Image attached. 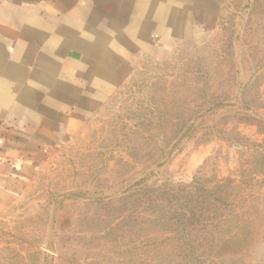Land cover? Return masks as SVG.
Listing matches in <instances>:
<instances>
[{"label": "rangeland", "instance_id": "obj_1", "mask_svg": "<svg viewBox=\"0 0 264 264\" xmlns=\"http://www.w3.org/2000/svg\"><path fill=\"white\" fill-rule=\"evenodd\" d=\"M213 14L137 54L16 188L0 207V264H149L152 240L173 234L148 229L135 193L165 185L194 187L179 257L264 264V0H223Z\"/></svg>", "mask_w": 264, "mask_h": 264}, {"label": "crops", "instance_id": "obj_2", "mask_svg": "<svg viewBox=\"0 0 264 264\" xmlns=\"http://www.w3.org/2000/svg\"><path fill=\"white\" fill-rule=\"evenodd\" d=\"M222 2L0 0V207L115 94L137 54L184 41L188 21Z\"/></svg>", "mask_w": 264, "mask_h": 264}, {"label": "trees", "instance_id": "obj_3", "mask_svg": "<svg viewBox=\"0 0 264 264\" xmlns=\"http://www.w3.org/2000/svg\"><path fill=\"white\" fill-rule=\"evenodd\" d=\"M193 189V185L186 186V188L181 185H165L135 193L136 197L146 196L149 214L145 218V223L148 224V229L159 231L161 228L165 232L170 230V233L173 234L161 241L152 240L149 245V249H152L149 264H194L191 259L186 260V257H179L177 254L182 249L180 238L177 236L178 228L182 226L183 229H187L191 233L193 221L196 218V209L192 200ZM208 197L204 195L205 200L200 208V212L203 214L207 212ZM202 217L204 221L207 220L205 216ZM137 225L139 226L140 223ZM187 245L186 250L193 252L191 240H188Z\"/></svg>", "mask_w": 264, "mask_h": 264}]
</instances>
